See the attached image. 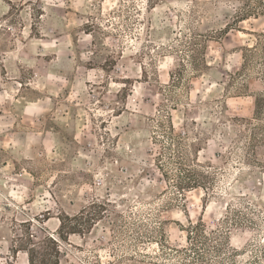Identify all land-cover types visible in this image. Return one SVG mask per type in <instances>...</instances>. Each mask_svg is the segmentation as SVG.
<instances>
[{
  "label": "rangeland",
  "instance_id": "374dc122",
  "mask_svg": "<svg viewBox=\"0 0 264 264\" xmlns=\"http://www.w3.org/2000/svg\"><path fill=\"white\" fill-rule=\"evenodd\" d=\"M226 4L0 0V264H180L197 222L264 264V18Z\"/></svg>",
  "mask_w": 264,
  "mask_h": 264
},
{
  "label": "trees",
  "instance_id": "16d2710c",
  "mask_svg": "<svg viewBox=\"0 0 264 264\" xmlns=\"http://www.w3.org/2000/svg\"><path fill=\"white\" fill-rule=\"evenodd\" d=\"M228 6H234L231 16L232 22L237 24L250 18H264V0H223ZM229 24L226 26V28ZM225 28V29H226ZM249 51V49H245ZM262 74L264 80V54L261 58ZM244 66V65H243ZM263 103L262 97H255V110ZM259 140L264 142V134ZM190 187V186H187ZM186 246L176 249L180 256V264H210L217 261L222 264V254L228 250V240L225 232L220 230L207 232L201 222L189 225L186 230ZM53 259L52 254L45 253V264ZM58 259L54 256V263ZM57 263V262H56Z\"/></svg>",
  "mask_w": 264,
  "mask_h": 264
}]
</instances>
